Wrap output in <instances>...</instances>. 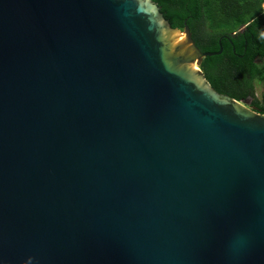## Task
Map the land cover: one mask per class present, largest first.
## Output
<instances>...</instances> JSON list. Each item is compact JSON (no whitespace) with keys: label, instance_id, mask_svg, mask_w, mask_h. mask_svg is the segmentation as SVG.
I'll return each mask as SVG.
<instances>
[{"label":"water","instance_id":"water-1","mask_svg":"<svg viewBox=\"0 0 264 264\" xmlns=\"http://www.w3.org/2000/svg\"><path fill=\"white\" fill-rule=\"evenodd\" d=\"M219 46L152 0H0V264H264V115Z\"/></svg>","mask_w":264,"mask_h":264},{"label":"trees","instance_id":"trees-1","mask_svg":"<svg viewBox=\"0 0 264 264\" xmlns=\"http://www.w3.org/2000/svg\"><path fill=\"white\" fill-rule=\"evenodd\" d=\"M174 29L190 28L203 52L223 53L206 57L200 66L210 85L222 95L264 115V0H152Z\"/></svg>","mask_w":264,"mask_h":264},{"label":"rangeland","instance_id":"rangeland-1","mask_svg":"<svg viewBox=\"0 0 264 264\" xmlns=\"http://www.w3.org/2000/svg\"><path fill=\"white\" fill-rule=\"evenodd\" d=\"M263 93H264V86L256 83V95H257V97L260 98Z\"/></svg>","mask_w":264,"mask_h":264}]
</instances>
